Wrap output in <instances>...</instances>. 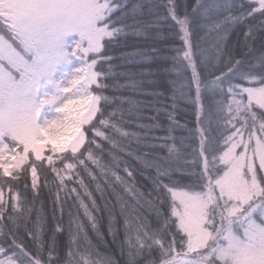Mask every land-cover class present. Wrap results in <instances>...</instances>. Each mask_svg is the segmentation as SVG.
I'll return each instance as SVG.
<instances>
[{
  "label": "trees",
  "instance_id": "obj_1",
  "mask_svg": "<svg viewBox=\"0 0 264 264\" xmlns=\"http://www.w3.org/2000/svg\"><path fill=\"white\" fill-rule=\"evenodd\" d=\"M98 1L111 36L94 56L99 81L92 91L101 100L85 146L53 152L44 177L27 164L0 179V250L15 264L106 257L115 264L121 256L131 264L128 248L137 252V235L146 242L166 231L173 189H202L192 71L203 90L219 78L225 89L252 79L264 84V12L253 1ZM179 20L189 23L197 69L186 62ZM206 120V150L220 154L229 121ZM65 156L73 163L60 162Z\"/></svg>",
  "mask_w": 264,
  "mask_h": 264
},
{
  "label": "rangeland",
  "instance_id": "obj_2",
  "mask_svg": "<svg viewBox=\"0 0 264 264\" xmlns=\"http://www.w3.org/2000/svg\"><path fill=\"white\" fill-rule=\"evenodd\" d=\"M0 1L28 51L38 56L23 57L0 26V179L27 164L33 175L44 177L53 152L76 153L85 146L86 126L96 117L101 99L92 91L99 81L93 54L111 36L104 25L106 5L98 0ZM251 1L262 14L264 0ZM179 21L186 62L197 69L189 23ZM192 73L202 117L197 122L202 189H173L170 215L163 219L166 231L146 242L137 235L141 246L136 253L128 248L130 263L264 264V84L252 79L225 89L219 78L203 90L200 76ZM211 115L227 119L229 129L225 149L209 155L203 119ZM7 134L24 146L6 143ZM65 157L60 162L73 163ZM125 257L115 264H129ZM0 264L15 262L0 250ZM86 264H105V258Z\"/></svg>",
  "mask_w": 264,
  "mask_h": 264
},
{
  "label": "snow or ice",
  "instance_id": "obj_3",
  "mask_svg": "<svg viewBox=\"0 0 264 264\" xmlns=\"http://www.w3.org/2000/svg\"><path fill=\"white\" fill-rule=\"evenodd\" d=\"M17 170H19V166H17ZM6 174L11 175L10 172H7ZM261 215L264 216V209L261 210ZM105 264H114V262L111 260V258L106 257L105 258Z\"/></svg>",
  "mask_w": 264,
  "mask_h": 264
}]
</instances>
